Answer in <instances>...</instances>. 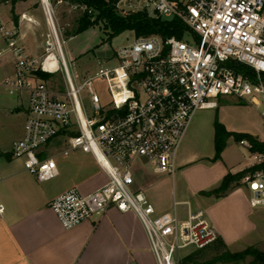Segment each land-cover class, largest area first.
<instances>
[{
	"label": "built area",
	"instance_id": "built-area-1",
	"mask_svg": "<svg viewBox=\"0 0 264 264\" xmlns=\"http://www.w3.org/2000/svg\"><path fill=\"white\" fill-rule=\"evenodd\" d=\"M42 1L51 32L39 56L27 53L18 26L0 16V40L5 43L0 69L3 58H13V74L0 76V87L28 98L24 133L12 144L13 158L39 181L52 180L59 174L56 159L44 154L64 136L62 155L91 154L107 173L108 182L93 193L73 188L52 201L50 207L65 229L115 207L139 217L157 264H181L185 252L212 246L219 236L206 212L191 210L187 202V218L181 219L180 203L175 202L174 212L157 213L146 194L135 189V166L144 162L153 173L174 176L191 120L198 111L217 107L220 96L250 103L264 118V0H119L121 17L146 12L154 18H178L189 31L183 39L134 38L115 51L114 65L100 64L80 85L71 74L51 4ZM230 63L252 68L257 81L237 74ZM40 72L61 73L65 89H52ZM98 80L110 90V103L99 95ZM84 91L93 107L90 116ZM254 158L257 164L264 162L262 154ZM241 185L249 192L250 206L264 208V169L246 175Z\"/></svg>",
	"mask_w": 264,
	"mask_h": 264
},
{
	"label": "crops",
	"instance_id": "crops-1",
	"mask_svg": "<svg viewBox=\"0 0 264 264\" xmlns=\"http://www.w3.org/2000/svg\"><path fill=\"white\" fill-rule=\"evenodd\" d=\"M12 74V63L0 69V76ZM27 106L28 98L24 108L26 117ZM257 110L252 111V121L231 115L220 104L198 111L177 154V183L174 176L153 173L144 162H139L135 166V189L146 194L157 213L174 212L175 202L180 203L178 207H186L183 215L178 210L181 219L187 218V202L193 211L204 210L229 248L240 241H246L249 246L264 242L263 232L257 234L264 208L250 206L245 188L233 189L220 199L203 194L216 189L228 173L236 174L257 164L256 154H252L253 164L245 166L228 159L232 137L222 158L212 161L216 152V120L230 132L247 133L264 141ZM24 125L25 122L18 137L7 142L0 139V204L4 207L0 212V264H157L145 228L134 212L111 207L103 215L73 229L63 227L50 207L52 201L73 188L84 195L91 194L108 182V175L93 155L81 151L79 155L73 153L72 157L56 160L58 176L39 181L11 153L13 142L23 136ZM62 139L65 144L62 152L67 147L64 136L55 139L49 148ZM192 252H185V257Z\"/></svg>",
	"mask_w": 264,
	"mask_h": 264
},
{
	"label": "rangeland",
	"instance_id": "rangeland-1",
	"mask_svg": "<svg viewBox=\"0 0 264 264\" xmlns=\"http://www.w3.org/2000/svg\"><path fill=\"white\" fill-rule=\"evenodd\" d=\"M53 10V17L56 25L58 35L63 43V51L68 62L71 74L77 85H80L84 80L94 74L100 64L114 65L116 61L113 58L115 51L122 45L131 43L135 36L132 32L126 31L123 34L108 40L109 33L104 30L103 26H96L83 32L82 34L72 38L66 39L65 31L71 29L73 21L77 19L79 13L74 7H70L67 4L58 2L56 5H51ZM25 14L26 18H22ZM0 16L7 22H13L18 26L20 35L19 39L25 47L28 54L39 56L44 52V42L47 34L51 32L48 23L46 12L43 8L42 0H0ZM15 16L19 17V23L14 22ZM23 20V21H22ZM5 47V43L0 40V48ZM13 60L11 55H7L2 59V67L11 63ZM48 85L52 89H65V81L61 73L54 74L52 78L47 80ZM98 93L105 102H111V93L107 88L106 83L102 80L96 81ZM86 112L90 116L92 114V104L89 97H87V91L82 95ZM123 96L117 93V99L122 101ZM218 104L220 108L228 109L231 115L243 116L248 120H254V114L252 111L256 109L252 104L237 100L233 96H220L218 98ZM27 105L26 94L22 97L18 95H11L9 91L0 87V139L1 141H9L15 136L18 137L20 128L26 120L25 107ZM18 108H20L18 115ZM257 110V109H256ZM260 123L264 129V118L257 110ZM58 140L55 147L52 146L44 154V157H54L57 161L64 160L67 157H72L73 153L80 154L81 151L72 152L69 156L61 154V149L65 147V144ZM231 146L228 150V159L235 164H242L241 166L253 164L252 153L249 148L241 145L234 138L231 142ZM238 168V167H235ZM173 177L171 175H168ZM175 183L179 180L178 167L175 172ZM177 190V199H180L178 193V184L175 187ZM244 188L237 185L234 189ZM186 207L179 206L178 210L181 215L184 214ZM255 216V215H254ZM253 218V217H252ZM254 220V218H253ZM257 234L260 236L264 234V217L261 219ZM250 239V238H248ZM249 244L246 241H240L230 246L229 250L232 252H239L247 248ZM254 246L264 251V242L256 243ZM185 252V251H184ZM183 252V253H184ZM217 251L212 247H208L202 253L203 260L210 259L215 256ZM249 261V260H248ZM248 263V262H247ZM239 263V264H247ZM182 264V261H181Z\"/></svg>",
	"mask_w": 264,
	"mask_h": 264
},
{
	"label": "trees",
	"instance_id": "trees-1",
	"mask_svg": "<svg viewBox=\"0 0 264 264\" xmlns=\"http://www.w3.org/2000/svg\"><path fill=\"white\" fill-rule=\"evenodd\" d=\"M119 0H49L50 4L56 5L58 2L74 7L79 13L77 19L73 21L71 29L65 31L66 39L78 36L90 28L103 26L104 30L109 33L108 40L130 31L135 38L148 37L158 35L164 39L176 37L183 39L189 31L186 26L178 18H154L148 16L146 12H138L128 17H121L116 10V3ZM14 22L19 23V17L15 16ZM237 74H241L252 82L257 81L256 72L243 64L230 63ZM54 74L40 72L39 77L44 81L52 78ZM264 78V76H263ZM234 138L237 142L247 141L249 150L252 154L264 155V141L258 137L247 133H236L228 131L218 120L215 122V156L212 161H218L222 158V154L227 148L230 138ZM264 169V162L253 165L243 171L233 174L228 173L222 180L221 184L204 195L214 196L218 199L226 197L237 185H241L242 179L259 170ZM217 251L216 255L210 259L203 260L202 253L205 249L196 250L187 255L182 260V264H239L248 262L247 264H264V251L256 246H248L242 251L232 252L229 250L224 240L218 237L217 241L212 245ZM207 249V248H206ZM249 260V261H248Z\"/></svg>",
	"mask_w": 264,
	"mask_h": 264
},
{
	"label": "bare ground",
	"instance_id": "bare-ground-1",
	"mask_svg": "<svg viewBox=\"0 0 264 264\" xmlns=\"http://www.w3.org/2000/svg\"><path fill=\"white\" fill-rule=\"evenodd\" d=\"M44 5H45V8L47 9L48 8V3L46 1H45V4ZM51 27H52V25H51Z\"/></svg>",
	"mask_w": 264,
	"mask_h": 264
}]
</instances>
